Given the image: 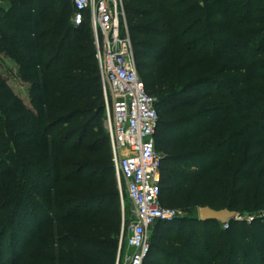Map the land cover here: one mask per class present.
Wrapping results in <instances>:
<instances>
[{
	"label": "trees",
	"instance_id": "trees-1",
	"mask_svg": "<svg viewBox=\"0 0 264 264\" xmlns=\"http://www.w3.org/2000/svg\"><path fill=\"white\" fill-rule=\"evenodd\" d=\"M6 1L0 56L27 91L0 70V262L114 264L118 212L80 213L109 183L81 162L103 146L110 155L91 29L74 27L69 0ZM123 7L158 114L160 202L189 213L152 227L143 264L154 250L167 261L149 264H264V0ZM205 206L242 219L201 221L194 211Z\"/></svg>",
	"mask_w": 264,
	"mask_h": 264
},
{
	"label": "built area",
	"instance_id": "built-area-1",
	"mask_svg": "<svg viewBox=\"0 0 264 264\" xmlns=\"http://www.w3.org/2000/svg\"><path fill=\"white\" fill-rule=\"evenodd\" d=\"M69 1L74 27L87 21L91 29L111 162L132 205L133 220L125 234L122 228L114 264H143L150 251L152 227L184 215L160 202L162 157L154 141L155 99L137 73L123 0ZM238 219L242 218L238 215Z\"/></svg>",
	"mask_w": 264,
	"mask_h": 264
},
{
	"label": "rangeland",
	"instance_id": "rangeland-1",
	"mask_svg": "<svg viewBox=\"0 0 264 264\" xmlns=\"http://www.w3.org/2000/svg\"><path fill=\"white\" fill-rule=\"evenodd\" d=\"M9 3L6 0H0V10L3 8H6ZM0 70L5 73L9 78V83L14 90L15 93H17L22 98H26V91L27 86L23 85L15 76V69L13 64L6 58H3L0 56ZM105 118L104 115L102 116V127H103V133L106 134L105 129ZM101 134L98 135L97 140H101ZM103 154L102 155H94V154H84L82 156L81 162L85 163V167H87L88 170H86V174L90 176L91 178L95 179H101V178H107L109 179L108 186H105L98 191L95 192L92 199L89 200V202L84 205V207L80 210V213H95L98 210H102L105 208H109L111 212H118L119 214V221H120V230L118 234V239L121 235L122 228L125 230L130 223L131 220H133V213H132V205L131 202L128 200L126 194H125V184L123 180H118L115 175V171L112 168V164L110 161V155H109V148L108 146H103ZM69 170H67V173ZM114 185V186H113ZM3 198V197H2ZM173 208H177L174 205H170ZM3 212V216L6 215L8 212V209H5V206H3V202L0 201V213ZM184 215H187L189 213L183 212ZM194 214L197 215V209H195ZM47 216H42V220H46ZM27 225L33 226L31 222H29ZM27 226L24 225L22 227V231L25 233H28L30 229L28 230L26 228ZM151 235V232H150ZM5 247L6 249H9V238H5ZM167 261V257L162 255V253H159V251H153L149 258L147 259L145 264L152 263L150 261ZM0 264H10V259L8 257L4 258L3 261L0 262Z\"/></svg>",
	"mask_w": 264,
	"mask_h": 264
},
{
	"label": "water",
	"instance_id": "water-1",
	"mask_svg": "<svg viewBox=\"0 0 264 264\" xmlns=\"http://www.w3.org/2000/svg\"><path fill=\"white\" fill-rule=\"evenodd\" d=\"M238 213L227 208L214 210L208 206L197 208V218L201 221L214 220L225 224L231 219H238Z\"/></svg>",
	"mask_w": 264,
	"mask_h": 264
}]
</instances>
